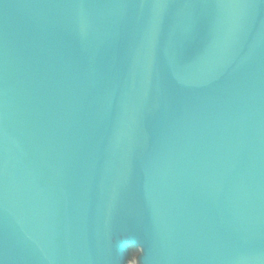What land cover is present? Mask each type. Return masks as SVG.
Here are the masks:
<instances>
[{
  "label": "water",
  "instance_id": "95a60500",
  "mask_svg": "<svg viewBox=\"0 0 264 264\" xmlns=\"http://www.w3.org/2000/svg\"><path fill=\"white\" fill-rule=\"evenodd\" d=\"M0 264H264V0H0Z\"/></svg>",
  "mask_w": 264,
  "mask_h": 264
}]
</instances>
